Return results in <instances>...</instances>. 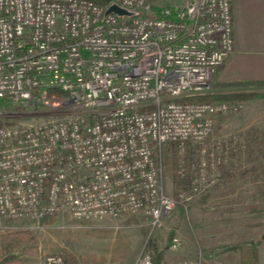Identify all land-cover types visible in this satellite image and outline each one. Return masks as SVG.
Instances as JSON below:
<instances>
[{
  "label": "built area",
  "instance_id": "built-area-1",
  "mask_svg": "<svg viewBox=\"0 0 264 264\" xmlns=\"http://www.w3.org/2000/svg\"><path fill=\"white\" fill-rule=\"evenodd\" d=\"M233 47L230 0H0V231L15 227L6 219L139 210L159 225L186 198L164 191L162 145L181 156L241 106L193 98Z\"/></svg>",
  "mask_w": 264,
  "mask_h": 264
},
{
  "label": "rangeland",
  "instance_id": "rangeland-1",
  "mask_svg": "<svg viewBox=\"0 0 264 264\" xmlns=\"http://www.w3.org/2000/svg\"><path fill=\"white\" fill-rule=\"evenodd\" d=\"M178 1L151 0L155 6ZM248 88L257 91L254 98L237 110L215 116L206 150L190 148L186 162L190 187L204 184L209 177L206 187L194 190L193 197L177 204L159 225L152 227L144 210L117 217L75 218L61 213L43 216L37 222L14 219V224L30 228L36 248V252H20L19 256L26 264H40L47 253H61L66 264H131L146 250L150 237L153 246L163 248L164 264H237L240 243L255 240L257 264H264V208L259 206L264 170L254 160L252 146L264 135V84ZM40 108L30 105L24 110L35 109L31 113L36 118L48 117ZM61 109L53 108L50 113ZM175 150L162 146L160 151L163 188L171 195L179 188ZM244 166L255 167V173L245 174ZM198 168L205 170V177H200ZM252 203L259 208L250 209ZM255 218L263 223L247 226Z\"/></svg>",
  "mask_w": 264,
  "mask_h": 264
},
{
  "label": "trees",
  "instance_id": "trees-1",
  "mask_svg": "<svg viewBox=\"0 0 264 264\" xmlns=\"http://www.w3.org/2000/svg\"><path fill=\"white\" fill-rule=\"evenodd\" d=\"M97 4L104 5L109 2V0H91ZM264 84L263 82H251V81H211L210 90L206 93H201L193 96V98L198 99H204L211 102H220V101H226L228 103H243L247 100H250L254 98L257 95V91L255 89H250L248 87ZM232 109H227L226 111L219 112L218 114L222 113H228L232 112ZM214 116V118H215ZM214 126V123H213ZM213 126L211 131L213 130ZM211 133L209 136H207L204 141L202 142V145L199 142L195 141H188L185 149L180 156L178 153V146L176 143H166L163 146V148L166 146L169 150L176 149V175L178 177L177 183H178V191L177 194H182L186 198H184L181 203L188 202L189 199H191L194 195V190L203 189L206 186L205 183L209 181V177L207 178L206 182L204 184H194L190 187V178L188 175V168L186 165L187 158L189 157L190 148L194 146V148H197L198 151L202 152L206 150V142L211 137ZM168 145V146H167ZM252 146H254V159L256 160L257 165L261 166V168L264 170V135L259 138V140H255L252 142ZM161 151V150H160ZM161 156V153H160ZM161 160V158H160ZM162 163V161H161ZM180 163L182 167V172L177 171L178 170V164ZM163 167V165H162ZM198 172L200 173V177H205V170L203 168H198ZM202 182V181H201ZM204 186V187H203ZM264 189V184L262 185ZM191 188V189H190ZM260 200L261 203L259 206H262L260 208H264V191L260 194ZM258 205H255V203H252L248 205L250 209H257L259 208ZM46 216V215H44ZM43 217V216H42ZM41 218V217H40ZM45 218V217H44ZM27 220V219H26ZM31 222L30 220H27ZM13 222H17L13 219H6L3 220V225H13L15 228L6 229L0 231V264H26V261L24 258L19 256V253L21 252H36V248L33 245V239L34 236L30 231V228L28 227H21ZM263 223V221L260 218L252 219L250 223H246L247 226H259ZM23 224V223H22ZM18 226V227H17ZM30 227V225H29ZM150 237H148L147 244H146V250L145 252L149 251V248H152L151 252H148L150 255L151 263L152 264H164L163 260V248L158 249L153 244H151V240H149ZM171 241V240H170ZM165 245L166 247H168ZM257 241L251 240L247 243H240L238 248L240 249L239 258L237 261V264H257ZM144 251V250H143ZM62 256L61 253H58ZM43 258V257H42ZM42 261V260H41ZM64 264H66L64 258H63Z\"/></svg>",
  "mask_w": 264,
  "mask_h": 264
},
{
  "label": "crops",
  "instance_id": "crops-1",
  "mask_svg": "<svg viewBox=\"0 0 264 264\" xmlns=\"http://www.w3.org/2000/svg\"><path fill=\"white\" fill-rule=\"evenodd\" d=\"M230 1L234 47L222 64L214 70L212 81L263 82L264 0ZM254 168L244 166L242 171L245 174L249 171L255 173ZM250 193H254V190Z\"/></svg>",
  "mask_w": 264,
  "mask_h": 264
},
{
  "label": "water",
  "instance_id": "water-1",
  "mask_svg": "<svg viewBox=\"0 0 264 264\" xmlns=\"http://www.w3.org/2000/svg\"><path fill=\"white\" fill-rule=\"evenodd\" d=\"M105 11L106 12H114V13H116L118 15H123V14H128L129 13V11L127 9H125L123 7H120L117 4H115V3L109 4Z\"/></svg>",
  "mask_w": 264,
  "mask_h": 264
}]
</instances>
